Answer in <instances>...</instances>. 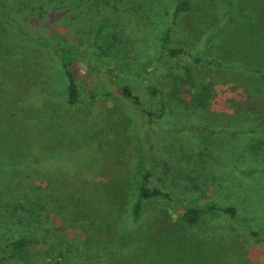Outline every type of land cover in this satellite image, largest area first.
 I'll return each instance as SVG.
<instances>
[{
	"label": "rangeland",
	"instance_id": "rangeland-1",
	"mask_svg": "<svg viewBox=\"0 0 264 264\" xmlns=\"http://www.w3.org/2000/svg\"><path fill=\"white\" fill-rule=\"evenodd\" d=\"M73 1L0 0V264L12 263L1 251L4 240L30 228L13 223L2 203L4 193L18 188L9 170L21 172L24 190L43 203L36 230L48 244L33 248L37 263L48 260L44 249L57 247L64 264H264V123L251 131L254 121L245 122L238 111L246 100L264 116V79L224 65L264 69V0H191L176 17L173 43L201 54L215 32L209 50L223 65L160 49L159 33L175 0H119L130 10L126 22L146 21L125 35L124 21L96 32L95 14ZM63 8L64 15L48 20ZM7 14L20 18L21 27L10 25ZM18 29L32 36L57 32L69 45L85 46L74 62L76 104L66 102L55 51ZM99 61L138 96L152 126L143 128L141 113L101 73ZM29 90L36 94L27 96ZM189 123L225 130L201 145L190 131H175ZM151 142L161 167L151 181L172 199L144 201L132 222L130 202ZM256 145L258 154L251 155ZM162 148L178 155L176 172L164 173ZM185 203L231 204L237 215L208 212L186 224L180 218Z\"/></svg>",
	"mask_w": 264,
	"mask_h": 264
},
{
	"label": "trees",
	"instance_id": "trees-1",
	"mask_svg": "<svg viewBox=\"0 0 264 264\" xmlns=\"http://www.w3.org/2000/svg\"><path fill=\"white\" fill-rule=\"evenodd\" d=\"M74 1L80 2L82 7L88 8L91 13L95 14L96 18L98 19L97 27L95 30L96 32H100L104 30V27L107 25H109V28L112 27L111 24L116 25V23H118L119 25L122 21H124V28L122 31V34L124 35L131 32L133 33V31L137 32L141 27L146 25L145 24L146 21L144 20L145 18L134 19L130 23L129 20H127L126 22V17L128 18V14L130 10L127 11L126 10L127 7L125 8V10H123L122 8L124 7H122V5L121 7H119V3H120L119 0H74ZM190 4H191V0L174 1L172 5V9L168 14V20L170 21V23L164 25L159 33L158 43L160 49L162 51L167 52L171 56H176L180 53L186 54L189 57H191L194 60V62H200L206 64L217 63L218 65H223L224 63L222 61L212 57L211 52L209 50L210 41L213 40V38L215 37L216 35L215 32H211L206 36L205 44L201 50V54L192 53V51H190L189 49L176 46L173 43L171 32L176 22V17L181 12L189 9ZM67 11H68L67 8H63L56 14L50 12L48 15V20H52L56 16L60 17L62 16V14L64 15ZM118 13L120 14V16L118 17L119 19L112 17L118 15ZM30 18L31 17H29V19ZM6 19L8 22H10L9 23L10 25L14 24L17 26V28H19L20 26L19 22L22 21L20 18L15 17V15H11V14H7ZM112 29L114 28L112 27ZM18 33H21L25 39L33 43H37L41 46H45L55 51V53L59 57L63 75L66 80V102L70 105L76 104L78 101V83H77V68L74 62L78 55H82L81 52H83L85 46L79 47V46L69 45L68 39L57 32H55L51 36H32L27 32H25L24 30L18 29ZM117 34L120 33L117 32ZM53 39H55V43L52 42ZM200 55L201 56L203 55L204 57L203 56L201 57ZM99 64L101 65L100 67V71H102L101 73H103V75L115 85V88L120 94V96L123 99L129 101L135 107V109L141 113L140 118L143 121L142 122L143 128L148 127L149 124L152 126L151 119L146 117L147 115H150V112L149 111L147 112V110L143 108L142 103L139 100L138 96L132 90H130V88L127 85L125 84L122 85L117 83V81L115 80V73L113 72V67L110 66L109 63L99 61ZM224 65L240 69L247 74H252L258 78L264 79V69L262 67L251 66V65H240L237 63H228ZM88 66H90L89 63ZM22 83L27 85L30 84L26 81H23ZM26 87L31 89L30 85ZM32 91L33 90L27 91V96L32 97V95L36 94L33 93ZM189 91H191V89ZM255 106L256 105L246 100H242L238 104L239 107L238 111L240 114V118L245 122H249L250 120L254 121L252 125H249L251 131L257 130L259 128L258 125L260 121L264 123V116L263 117L257 116L255 114L256 113ZM158 127H159L158 125L155 126V128L157 129ZM186 130L190 131V133L195 135L199 143L201 145H204V142L209 134L222 132L225 130V128H210L202 124L189 123L184 127L176 129L175 131L177 133H182ZM150 138L156 140L159 137L153 136ZM162 140L164 141V139ZM162 144L163 146L166 145V143H162ZM152 147H153V142H151L148 145V150L146 151V158L148 159L147 161L148 165L142 168L141 173L138 176L137 182L134 187V195L130 202V207H129L130 219L132 222H135L139 219L144 201H148L155 198L161 200L172 199L169 191L165 188V186H162L161 184H154L151 181V176L161 168L159 166L155 153L149 150L152 149ZM256 148L257 145L255 147H250L249 149L251 150H249L250 151L249 153H251V155L258 154ZM163 150L164 148L160 150V155L163 157L162 159L165 161V163L168 164L167 168L164 169V173L176 172L175 168L178 166L179 163L178 155L173 151L168 155V153ZM6 174H8L11 180L16 181V186L18 188L14 192L4 193L2 203L6 207V210L9 212V216L12 218L13 223L18 221L19 222L26 221L28 222L30 228L19 230L17 232H13L12 234H10V236H8V238H6L2 243L1 251L5 252L6 255L12 260L11 264H41V263H37L34 260L33 258L34 255L32 256V252L34 251L33 248L36 247L35 246L36 244L41 243L45 246L46 244H48L46 242H43V238L41 237V235H43V232L42 233L37 232L36 230V227L37 226L40 227L41 225V219L43 216L42 209L44 208V207L41 208V206H43V203L41 202V199L37 195H35L30 191L24 190L23 188L24 186L22 182V180L24 179L22 178L23 174H21V172H13L9 170L6 172ZM217 174L219 177L218 178V182H219L220 172L217 171ZM182 207H183V211L180 215V218L186 224H193L198 222L208 212L222 213L230 218H234L237 215V208L231 204L222 206L217 203H211L206 207H199L195 204L185 203L182 204ZM251 234L256 235L257 232L251 230ZM43 252L48 256V260H46V262L42 264H64L63 262L64 251L62 248L56 247L53 248L51 251L44 249Z\"/></svg>",
	"mask_w": 264,
	"mask_h": 264
}]
</instances>
